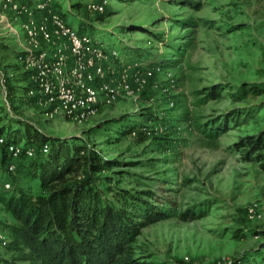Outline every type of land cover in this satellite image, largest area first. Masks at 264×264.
Here are the masks:
<instances>
[{
	"label": "rangeland",
	"instance_id": "374dc122",
	"mask_svg": "<svg viewBox=\"0 0 264 264\" xmlns=\"http://www.w3.org/2000/svg\"><path fill=\"white\" fill-rule=\"evenodd\" d=\"M11 1L0 0V39L9 46L0 53V128L27 124L48 138H80L115 163L97 175L102 186L155 194L168 215L137 236L142 262L264 264V170L236 147L264 131V93L243 90L264 88V0H108L103 13L88 9L102 0H53L78 33L119 52L105 65L131 73L135 94L86 121L23 102L27 82L13 80L8 67L27 46L22 25L31 15ZM241 109L248 112L226 122ZM131 124H141L145 137L123 135ZM15 165L11 174L0 157V183L40 192L29 161ZM253 202L263 210L259 221L246 216ZM186 212L197 218L183 220ZM14 224L0 203V232L9 238ZM0 255L11 258L1 242Z\"/></svg>",
	"mask_w": 264,
	"mask_h": 264
},
{
	"label": "trees",
	"instance_id": "16d2710c",
	"mask_svg": "<svg viewBox=\"0 0 264 264\" xmlns=\"http://www.w3.org/2000/svg\"><path fill=\"white\" fill-rule=\"evenodd\" d=\"M13 1L41 15L43 11L38 6L45 5L44 14L62 16L53 0ZM8 50L9 46L0 39V53ZM24 54L17 51V63L8 68L14 74L13 80L27 82L23 102L33 103L27 96L33 86L31 74L21 72ZM243 90L264 93V88L257 85L244 86ZM247 112V109L234 111L226 122ZM142 127L131 124L121 133L137 132L138 137L144 138ZM1 138L5 143L0 144V157L5 164L11 160L7 145L25 142L26 147L35 148L34 157L23 154L20 159L29 161L30 174L38 182L40 192L33 194L12 188L0 193V203L15 220L5 245L11 258L0 255V264H146L135 256L136 238L149 223L168 215L157 204L162 202L155 194L102 186L103 180L97 175L115 163L91 150L80 138H48L27 124L17 129L0 128ZM44 146L49 148L47 153L43 152ZM236 147L247 160L256 158L264 170V131L242 139ZM181 218L186 221L197 216L186 212Z\"/></svg>",
	"mask_w": 264,
	"mask_h": 264
},
{
	"label": "built area",
	"instance_id": "2783aa9c",
	"mask_svg": "<svg viewBox=\"0 0 264 264\" xmlns=\"http://www.w3.org/2000/svg\"><path fill=\"white\" fill-rule=\"evenodd\" d=\"M107 3L108 0H102L90 4L88 9L103 13ZM38 8L43 11L39 18L23 8L31 16L22 25L27 46L23 47L25 54L21 60L23 70L31 74L33 83L27 96L38 107L51 117L86 121L96 116L102 106L114 104L122 95L135 94L128 70L120 73L115 65H105L109 59L118 58V51L104 46L88 34L78 33L59 14H44L45 5ZM133 81L140 83L139 71L133 74ZM8 96L6 91V101ZM4 143V138H1L0 144ZM5 149L11 159L7 164L11 174L16 171L15 161L23 154L28 158L36 154L34 147H26L25 144L22 147L12 143ZM48 150V146H44L43 152ZM11 190V180L0 183V193ZM246 216L250 221L261 220L263 210L260 204L251 203ZM8 241V237L0 232V242L6 245ZM218 264L234 263L224 258Z\"/></svg>",
	"mask_w": 264,
	"mask_h": 264
}]
</instances>
